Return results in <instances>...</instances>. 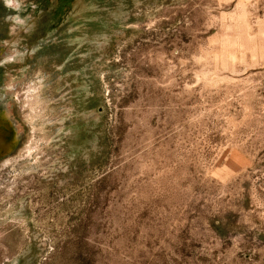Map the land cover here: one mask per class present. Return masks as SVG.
<instances>
[{"label": "rangeland", "instance_id": "374dc122", "mask_svg": "<svg viewBox=\"0 0 264 264\" xmlns=\"http://www.w3.org/2000/svg\"><path fill=\"white\" fill-rule=\"evenodd\" d=\"M0 124V264H264V0H0Z\"/></svg>", "mask_w": 264, "mask_h": 264}, {"label": "clouds", "instance_id": "9594fccd", "mask_svg": "<svg viewBox=\"0 0 264 264\" xmlns=\"http://www.w3.org/2000/svg\"><path fill=\"white\" fill-rule=\"evenodd\" d=\"M6 3H8L10 5L11 4V0H6Z\"/></svg>", "mask_w": 264, "mask_h": 264}, {"label": "bare ground", "instance_id": "6f19581e", "mask_svg": "<svg viewBox=\"0 0 264 264\" xmlns=\"http://www.w3.org/2000/svg\"><path fill=\"white\" fill-rule=\"evenodd\" d=\"M4 124H6V122H4ZM4 124H3V125H4ZM0 126H2V125L0 124ZM13 127H14V125H13ZM3 128H4V126H3ZM5 134H7V133L5 132Z\"/></svg>", "mask_w": 264, "mask_h": 264}]
</instances>
